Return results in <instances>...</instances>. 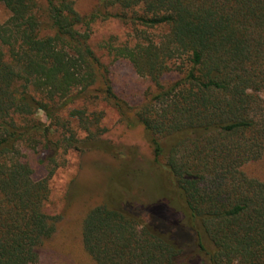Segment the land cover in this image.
<instances>
[{
	"label": "trees",
	"instance_id": "16d2710c",
	"mask_svg": "<svg viewBox=\"0 0 264 264\" xmlns=\"http://www.w3.org/2000/svg\"><path fill=\"white\" fill-rule=\"evenodd\" d=\"M0 1V264H76L61 246L44 256L59 225L47 209L61 148L118 161L81 220L95 264H264V179L249 172L264 163V0H97L89 11L77 0ZM98 20L131 29L102 46L151 82L139 106L116 93L92 44ZM81 102L140 124L154 175L137 173L132 150L104 140ZM144 177L158 193L146 204Z\"/></svg>",
	"mask_w": 264,
	"mask_h": 264
},
{
	"label": "rangeland",
	"instance_id": "374dc122",
	"mask_svg": "<svg viewBox=\"0 0 264 264\" xmlns=\"http://www.w3.org/2000/svg\"><path fill=\"white\" fill-rule=\"evenodd\" d=\"M77 1L82 11H89L97 0ZM8 16L9 11L0 1V20H5ZM93 29L92 44L102 60L111 64V76L116 93L133 107L141 105L146 101L149 91L153 90L151 82L147 77L137 74L129 61L112 62V58L102 46L104 41L111 36L116 37L118 42L131 40L130 27L120 20H98L94 23ZM151 32L156 35L161 33L158 29L151 30ZM177 78V73H171L167 80L171 81ZM78 105L97 115L100 119L98 126L103 130L102 138L113 144L117 152H121L123 147L132 150L135 163H137L135 167L137 173L144 170L148 173L147 175H154L150 167L154 159L153 149L140 124L130 125L128 121H122L118 109L106 102L84 103L87 107L82 105V102ZM38 117L46 121L43 111L38 112ZM72 127L74 135L79 139H84L87 136L88 133L74 119H72ZM31 161L34 162L36 175L44 176L46 174L45 166L38 165L33 158ZM55 165L57 170L50 181L51 197L47 211L49 214L59 217V225L55 238L45 248L44 256L49 255L53 249H61L59 247L61 246L65 253L70 255V261L72 260L76 264H95L81 247L79 240L81 220L87 208L97 201L98 188L107 174L105 172L118 168V161L104 152L73 149L66 151L61 148L57 154ZM249 172L259 174L264 179V163L250 166ZM155 188L154 184L151 185L145 177L139 179L136 184V192L144 196V204L148 201L146 196L151 197L156 194L157 197L158 193ZM69 200H72L71 206L68 204ZM138 200L140 201L141 198H138L137 202H139Z\"/></svg>",
	"mask_w": 264,
	"mask_h": 264
}]
</instances>
